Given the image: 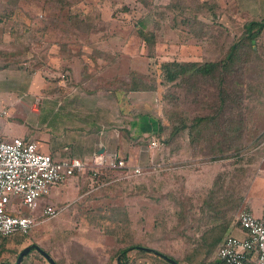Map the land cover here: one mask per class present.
Returning <instances> with one entry per match:
<instances>
[{"label":"rangeland","instance_id":"rangeland-1","mask_svg":"<svg viewBox=\"0 0 264 264\" xmlns=\"http://www.w3.org/2000/svg\"><path fill=\"white\" fill-rule=\"evenodd\" d=\"M259 1L264 13V0ZM230 2L0 1V45L12 39L14 55L9 56L11 60L18 63L33 59L41 64L49 62L57 67L55 70L58 73L64 67L56 59L61 56L63 59H72L73 63L78 61L80 67L83 62L79 60L94 61L101 66L110 64L111 67L113 65L112 74L115 73L112 82L128 81L130 88L132 83L138 86L145 84L149 88L141 90L147 93L143 112L148 116H156L166 122V113L175 109L188 124H192L198 116L212 117L207 125L199 127L200 130L192 131L193 139L189 140L184 134L175 140L171 139L170 146L162 151L163 159L159 158L162 146L158 150L148 148L151 154L139 151L137 163L132 165L143 167L141 175L125 178L117 173L111 174L113 184L108 189L86 196L88 201H84L80 208H61L62 212L60 210L55 217L41 222L29 233H13L17 244H12V250L3 253V262L14 264V253L18 255L25 246L35 244L59 264H115L119 257L117 250L131 242L174 256L183 262V249L187 246L184 245L185 233L181 232L183 227L180 226L182 220L179 210L188 211L192 206L194 214H199L206 199L209 200L208 204L214 202L232 208L239 203L240 196L245 197L247 191L245 202L251 211L255 215L264 212V163L254 169L251 165V158L261 155L263 150L260 143L264 140V86L261 78L253 74V69L250 72L251 63L242 61L235 65L228 64L226 68L218 66L208 77L192 76L181 83L166 82L160 68L163 62L176 59L177 54L186 57L185 47L172 49L177 41L188 37L185 30L181 26L176 27L175 23L180 21V17H192L198 12V6L204 8L203 14H199L208 28L204 41L190 37L201 44L205 42L204 50L191 47L192 54L202 55L204 61H223L226 50L238 38L243 23L241 20L240 27H227L229 23L225 16L234 14ZM47 29L53 31L51 36H47ZM8 31L13 34L10 33L4 42V32ZM263 38L264 30L258 41L262 52ZM103 45L110 49L105 55L95 49ZM2 57L5 56L0 53V62L6 61ZM97 63L95 65L99 67ZM171 118L173 120L169 117V122L175 121L177 117L171 115ZM147 129L150 131V126ZM149 137L147 139L150 142L155 140L153 136ZM193 184H196L195 187ZM45 197L39 199L35 214H42ZM213 197H219L220 200L214 201ZM227 198L229 200L225 204L222 200ZM177 200L184 205L176 206ZM238 206L232 212L235 217L239 212ZM19 207L21 202L16 199L14 209ZM112 210L122 218L121 222H129L126 233L120 228L116 230L113 223H108L111 221L105 217ZM123 211L127 215L126 221ZM217 211L220 215L221 211ZM196 216L192 218L189 214L187 222H206V215H201L199 219ZM221 231L223 236L228 233L226 228ZM121 235V238L131 240H119ZM147 254L137 248L127 253L133 260L131 264L154 261ZM215 256L216 253H213ZM20 264L49 263L35 250Z\"/></svg>","mask_w":264,"mask_h":264},{"label":"crops","instance_id":"crops-1","mask_svg":"<svg viewBox=\"0 0 264 264\" xmlns=\"http://www.w3.org/2000/svg\"><path fill=\"white\" fill-rule=\"evenodd\" d=\"M230 5H232L231 9L233 8L234 14L225 16L229 23L228 28L232 29L238 25L240 27L241 20L243 23L247 20L264 21V13L260 9L259 0H231ZM11 31L4 32V42L9 35L13 34ZM184 33L188 35L187 39L177 41L172 46V49L178 50L180 47L187 49L186 57L181 54L175 55L177 61L203 62V56L192 54L191 47L194 50L196 47L204 50L205 42L201 44L196 39L190 38L191 35L185 31ZM46 34L51 36L53 31L47 29ZM10 40L12 41L10 38L7 39L9 41L7 44L0 45V53L5 56L2 58L6 59L0 62V110L7 111L2 119V131L6 139L20 137L24 140H31L37 144L41 152L50 154L54 160H70L71 158L87 160L94 152L104 149L116 152L121 158H127L129 164H136L139 151L151 154L148 149L149 144L141 146L137 141L128 139L122 133L125 126L124 120L127 121L126 127L132 135H136V130L146 135L147 126L155 128L156 123L152 116L149 120H141L139 117L141 113H144L147 93L144 91L128 92L125 96L126 101L123 103L120 89L115 90L109 85L110 79L115 75L111 72L113 65L112 67L109 66L110 64L101 66L94 61L78 59L79 62H83L80 67L77 64L78 61L73 63L72 59H63L61 56L60 59H56L64 67L58 73L55 70L57 67L49 62L41 64L40 61L33 59L18 63V61L11 60L12 57L9 56L14 55V52ZM57 45L60 46V44ZM68 47L71 48L70 45ZM258 47L260 50V43ZM95 49L101 52L110 51L105 45ZM262 50L264 53V49ZM43 62L46 61L43 59ZM95 63L99 64V67H96ZM64 72L68 75L62 77ZM137 111L138 113H134ZM133 121L138 124V129L137 126L131 127ZM261 147H263L261 155L251 158L252 169L264 163V145ZM160 152L159 158L163 159L164 154L162 150ZM70 177L64 182L51 186L49 195L47 194L48 198L44 196V205H53L58 208L59 212L60 210L62 212L64 208L67 210L74 206L80 208L84 201H88L86 196L93 195V192L91 187H87L90 183L86 173H75ZM195 185L193 184V187ZM246 195L247 191L245 197L239 202V211L244 207L251 211V207L245 202ZM225 208L223 204L220 206L218 203L211 202L208 208L210 213H207L205 217L206 222H197V224L192 222V225L187 222L188 233L198 237L201 232L224 224L220 228L221 230L226 228L228 233L223 236L221 230L218 232L221 242L228 234L243 236V232L233 221L234 214L232 221L226 223L222 222L221 214L217 218L214 217L213 213L216 209L223 211ZM261 215H264V212L255 216ZM130 258L127 260L129 264L133 261ZM146 264L158 263L152 260Z\"/></svg>","mask_w":264,"mask_h":264},{"label":"built area","instance_id":"built-area-1","mask_svg":"<svg viewBox=\"0 0 264 264\" xmlns=\"http://www.w3.org/2000/svg\"><path fill=\"white\" fill-rule=\"evenodd\" d=\"M66 75L64 72L62 77ZM6 113L5 109L0 110V241L12 233L27 234L41 222L55 217L59 210L49 204L43 205L41 215L34 213L39 199L48 194L52 185L64 182L75 173L89 172L90 181H97L104 169L117 171L125 178L143 173L141 165L129 164L116 152L104 149L94 152L87 160H54L31 140L6 139L2 131ZM263 144L264 141L260 145ZM160 146L157 140L149 142L150 148L158 150ZM16 199L21 207L14 209ZM235 222L243 236H226L214 260L208 264H264V215L255 216L243 209L236 215Z\"/></svg>","mask_w":264,"mask_h":264},{"label":"trees","instance_id":"trees-1","mask_svg":"<svg viewBox=\"0 0 264 264\" xmlns=\"http://www.w3.org/2000/svg\"><path fill=\"white\" fill-rule=\"evenodd\" d=\"M59 1L62 2V0H59ZM201 8H202V6H201ZM196 9L198 10V12L194 13V15L192 17H186V16L180 17V21L178 23L176 22L175 26L176 25H177L176 27L181 26L185 30V32L188 33L189 35H191L192 37H195L198 40H203L204 36H206V34H207V28H208L207 24L205 22H203V20H201V18H200L201 14H203V12H204V10H203L204 8L200 9V6H198V7H196ZM199 13H201V14H199ZM260 23H263V20L262 21L261 20L260 21L247 20L246 22H244L242 24V28L240 30L238 38L226 50L224 60L221 62L207 61V60L203 61V62H191V61L185 62V61H177V59L163 62L161 64L160 68H161V73L163 75L164 80L166 82H170V83H178V82L181 83L180 81L186 80L188 77L191 78L192 76H194V77H208L212 72L215 71V69L218 66L220 68L222 66H224L226 68V66H228V64L233 63V65H235L236 63L239 64L242 61H243V63H247L249 61V64L251 63L249 66L250 72H252V69H253V74L256 75L257 77L261 78V80L263 82L262 85L264 86V53L262 51H260L259 47H258V41H259V39L263 33V30H264V23L263 24H260ZM142 37L144 39L143 35H142ZM144 41H145V39H144ZM102 53L103 52H101L99 54L105 55L106 52H104L103 54ZM105 65H109V64H105ZM112 79H110L109 85L111 88H114L115 90L120 89V92L123 95V98L121 99V101H123V103H125V101H126L125 96L128 92L141 91V90L149 89L148 87H145V84H141L140 86H138L137 84H134V83H132V87L130 88L129 87L130 82H129V84H128V81L112 82ZM173 98H175V97H173ZM134 113H138V111L134 112ZM171 115L172 116L174 115L177 118L175 121L169 122V120H168L169 117L171 120H173V118H171ZM139 117H141V120L142 119L149 120L151 118L145 112L141 113V115ZM165 117L167 118L166 122L164 120H162L158 117L156 118V116H154L153 120L155 121L156 126H155V128L150 127L151 130L147 131L146 135H142V131L140 132L139 130H136L137 131L136 135H132L130 130L127 129V127H126L127 121L124 120L125 126L123 128L122 133H124V135H126L128 139H133L134 141H137V143H139L141 146L148 145V142H150L149 141L150 139H147V138L149 136L154 137V135H157V137L155 136L154 138H155V140H157L160 143V145L162 146L161 149H163L162 151H164V149L166 150V146H170V144H171L170 140L171 139L175 140L177 137L184 134L187 136V138H189V140H191V139H193V136H192L193 132L192 131L195 129L198 130L199 127H203V125L204 126L207 125V123H209L210 119H212L211 116H208V115L203 116L202 115V116H198L197 118L193 119L192 124H188L187 121L184 119L183 115H178L175 109L174 110L171 109V111L169 113H166ZM178 117H180V118H178ZM136 126L138 129V124H136L135 121L131 122V127H136ZM165 131H168L167 134H165ZM263 139H264V137H263ZM171 154H173V153H171ZM171 154H168L167 156H169ZM123 158L125 160H127V162H128L127 158H125V157H123ZM87 173H89V172H87ZM87 173H86L87 180L90 183V186L88 185L87 187L92 188L91 191L93 192V195L95 194V192L100 191L101 189H104V188L108 189V187L111 184H113L111 182L112 181L111 180V174H115V173L119 174L117 171L110 170V169H104V170L100 171V176H99V179L97 181H90ZM241 199H242V196H240L239 202L241 201ZM212 200L218 201V200H220V198L219 197H213ZM228 200L229 199L227 198L226 200H222V201L226 204V203H228ZM178 201L179 200L175 201L176 206L180 207L181 205H184L183 202L179 203ZM208 201H209L208 199H206L205 202L203 201L204 204L202 205V210H201V212H199L200 215L196 214L197 216L192 211V206L190 207L191 210H188V211H187V209H184L183 211L179 210L180 218L182 220L180 226L183 227L181 232L183 234L185 233L184 236L186 238V241H188V242L185 241V243H184V245L187 246L186 249H183L185 251L184 257L182 258V259H184V261L180 262L177 259H175L174 256H170V255L162 253L163 255L169 257L170 259L174 260L178 264H205L207 262L210 263L211 261L214 260L213 253L219 248L220 244L222 243L221 237L218 234V232L221 230V228H220L221 225H224V224H221L220 226L217 225L216 227L211 228V229H207V230L201 232V234L198 237H194L193 234H189L188 229H187V227H188L187 218H188L189 214L192 216V218L196 216V218L199 219V217H202L203 215L210 213V212H208V211H210V210H208L209 205H210V204H208ZM179 204H180V206H179ZM238 205H239V203H237L232 208H225L224 209L225 211L224 210L221 211L222 222H225V223L230 222V220L232 219L231 215L234 213V211L236 210ZM95 210L97 211V208H95ZM123 213H124V220L126 221V219H125L127 217L126 212L123 211ZM119 215H121V213ZM213 215L216 218L218 215V211L215 210ZM105 218L109 219L111 221L108 223H113L115 225L116 230L120 228L121 230L125 231V233H126L127 228L129 226V222H121L122 218L115 213V210L114 211L112 210ZM190 220H192L191 217H190ZM118 225H120V227H118ZM189 225H192V222H189ZM12 234L4 236L3 238H1V241H0V262L4 261L2 259L3 253L11 251L13 248L12 244H17V243H15L17 238L12 236ZM216 234H217V236H216ZM114 237L116 238L115 235H114ZM121 237H123V235H121L120 238L119 237H117V238H119V240H125V239L129 240L130 239L127 237L126 238H121ZM138 246H142V244H138V243L133 244L131 242V243L127 244L126 246L120 247L117 250L118 251L117 255L119 257L117 258V261L114 263L115 264H122L125 261H127L129 259V256L127 255L128 251L130 249H133V248L138 247ZM32 252H35V250L32 249L27 255H25L22 258L21 262ZM147 255L152 256L154 261H156L158 264H162V263L163 264H172L171 262H169V261H167V260H165L159 256H156L152 253H150V254L148 253ZM16 256H17V252L14 253L15 258H16ZM81 262H83V260H81ZM75 263H76V261H75ZM132 263H133V261H132ZM81 264H86V263L83 262Z\"/></svg>","mask_w":264,"mask_h":264},{"label":"water","instance_id":"water-1","mask_svg":"<svg viewBox=\"0 0 264 264\" xmlns=\"http://www.w3.org/2000/svg\"><path fill=\"white\" fill-rule=\"evenodd\" d=\"M102 151V150H100ZM139 250H143L145 252H153L154 254L160 256V257H163L165 258L167 261L171 262L172 264H178L177 262H175L174 260L170 259L169 257L163 255L162 253L152 249V248H149V247H145V246H138V247H135ZM32 249L36 250L37 252H39L46 260L49 264H58L53 258L52 256H50L49 253H47L43 248H41L40 246L38 245H35V244H31V245H28V246H25L17 255L16 257V260L14 262V264H20L22 258L27 255ZM0 264H9L7 262H0ZM122 264H129L128 261H125L124 263Z\"/></svg>","mask_w":264,"mask_h":264}]
</instances>
